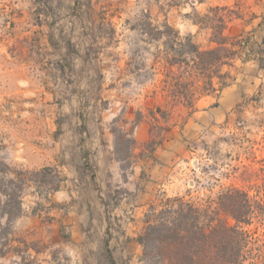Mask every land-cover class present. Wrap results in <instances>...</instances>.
I'll return each mask as SVG.
<instances>
[{
    "label": "rangeland",
    "instance_id": "obj_1",
    "mask_svg": "<svg viewBox=\"0 0 264 264\" xmlns=\"http://www.w3.org/2000/svg\"><path fill=\"white\" fill-rule=\"evenodd\" d=\"M172 1L0 0L1 80L5 88L9 81V88L16 91L14 97L7 94L0 97V264H109L107 249L114 263L115 257L121 264H141L138 258L142 246L126 244L135 229L123 228L111 211L97 205L103 196L115 194L114 199L119 195L117 190L112 191L113 182L105 175L97 180L92 167L86 165L87 151L78 149L85 144L83 121L89 118L75 111L83 104L71 99V92L77 87H68L63 81L82 79L85 83L89 80L84 75L88 69L77 68L73 60L72 70L57 71L56 59L57 65L60 61L63 65L69 63L60 60L64 52L42 47L39 39L46 38L49 29L59 32L63 39L60 34L71 27V19L87 14H105L109 18L96 23L87 20V29L108 31L112 27L127 32L126 39L123 37L127 50L122 55L127 66L121 70L127 94L132 98L144 91H157L165 111L162 115L154 106L146 110L147 115L157 116L160 121L159 127L153 120L151 136L143 145V156L148 158L163 133L166 136L162 121L168 118L173 103L168 89L169 83L174 82L173 74L164 66L167 52L164 43L184 42L190 34L201 49L217 45L211 28H200L193 22L205 21L204 14L213 23L220 15L228 24L237 19L236 28L230 26L224 34L232 37L242 32L235 36L243 41V46L264 34V4L257 0H176L178 5L170 6L168 3ZM215 5L227 8L216 14L209 12L208 8ZM259 20L263 21L262 28L256 25ZM165 22L179 31L177 38L170 31H166L169 36L157 37L156 26L161 30ZM40 24H44L42 34ZM255 29L258 31L254 32ZM168 50L173 54V50ZM71 53L79 60L76 53ZM67 58L72 61L71 54ZM8 65L15 71L14 79L6 71ZM225 67L223 71L230 74L226 80L231 84L239 76L240 68ZM171 70L180 73L184 82L193 77L197 84L202 83L200 76H190L183 62ZM241 71L254 78L257 86L263 83L258 99L252 97L256 93L245 89L228 117L210 123L197 136L186 139V157L168 173V187L163 189L167 194L183 193L188 188L192 195L208 194L209 185L214 191L229 184L248 188L257 179L240 173L244 167L249 171L260 167L259 160L264 156L260 127L264 116V73L252 66ZM213 74L214 85H218L214 69ZM40 87L42 94L34 93ZM5 88L1 82L0 91H6ZM195 96L203 97L198 93ZM208 101L212 99L197 103L203 108ZM129 148V138L120 134L118 157L129 156ZM82 157L86 158L83 165ZM19 190L21 194L17 197ZM163 190L156 192L155 200L161 198ZM103 198L101 203L105 201ZM112 238L116 241L109 243Z\"/></svg>",
    "mask_w": 264,
    "mask_h": 264
},
{
    "label": "crops",
    "instance_id": "obj_2",
    "mask_svg": "<svg viewBox=\"0 0 264 264\" xmlns=\"http://www.w3.org/2000/svg\"><path fill=\"white\" fill-rule=\"evenodd\" d=\"M257 1L264 4V0ZM104 15L87 14L84 17L77 15L71 19V27L64 30L66 36L60 34L63 39H60L59 32L56 33L53 29H49L45 32L46 38L39 40L42 47L45 46L55 52L60 50L64 52L60 60L63 59L69 63L63 65L60 61L57 65L58 60L56 59L54 63L57 71L63 73L66 68L72 70L73 60L77 68L88 69L87 72H84V75L89 76V80L85 83L82 82V79L63 81L68 87H77V90L71 92V99L83 102V104H79L75 111L79 116L89 118L87 121H83V126L86 129L83 132L85 144L80 145L78 149L87 151L86 165L92 167L96 179L105 175L109 181L113 182L112 191L117 190L116 192L119 193L114 199L115 194H111L109 197L103 196L104 203L100 202L102 200L100 198L97 200V205L104 210L111 211L123 228L135 229L133 233H130V240L126 244L137 245L139 243L136 237L143 229L144 213L148 205L155 200L158 190L160 192L168 187L169 171L186 157V139L197 136L199 131L208 127L210 123L228 117L229 113L234 111L241 92L245 89L251 94L256 93L255 95L259 89L262 90V82H259L257 86L255 79L241 70L252 66L256 68L257 72L263 73L259 69V56L261 55L255 51L261 47L264 34L260 36L259 40L249 41L242 47L239 55L232 59L231 65L224 66L225 68L236 66L240 68L239 76L234 79L233 83H228L214 93L203 95L204 98L201 96L202 99L199 97L192 107L178 104L170 108L168 118L166 120L164 118L162 121L166 127L164 131L167 130L166 136L163 133L160 142L150 152V157L145 158L143 145L151 136L153 120H156L154 123L160 127L159 118L147 115L146 110H149L151 106H154L155 109L157 106L163 107V102L157 91L153 90L137 94V97L128 96V89L124 83L126 78L121 71L127 66L126 60H122V55H125L127 50V40L123 39V37L126 39L127 32L120 29L118 31L112 27L106 31L104 29H87L85 26L87 20L95 23L107 21L109 18ZM236 23L237 19H233L231 23H227L226 28L232 26L234 30ZM256 25L262 28L263 21L259 20ZM40 29L42 34L44 24H40ZM253 31L257 32L258 29ZM140 32L143 33L142 30ZM240 33L242 32H237L233 36L238 35L239 37ZM250 40L252 39L250 38ZM250 48L255 50L250 52ZM71 52L76 53L79 60L74 59ZM67 54H71L72 61L67 58ZM1 70L3 69L0 68V87L2 82V86L5 88V83L1 80V73H3ZM6 71L14 79L16 74L13 67L8 65ZM7 84L6 91H0V97L4 94H7L9 98L15 96L16 91L9 88V81ZM83 85H85L84 88ZM34 93L42 94V88L40 87ZM205 98L212 99V102L208 101L206 106L200 108L197 102ZM215 99L217 103L213 102ZM196 104L197 108L194 109ZM181 106L185 108H178ZM178 121H181V124H178ZM117 132L130 140L129 156L127 157L121 158L117 155L120 135L117 136ZM84 159L86 158L80 159L82 165ZM126 162L128 164L123 165ZM65 164H69V162L62 163L63 166ZM115 200L117 202H114ZM112 240L116 241L115 238H112L109 243ZM114 260V264H121L119 259L114 257Z\"/></svg>",
    "mask_w": 264,
    "mask_h": 264
},
{
    "label": "trees",
    "instance_id": "obj_3",
    "mask_svg": "<svg viewBox=\"0 0 264 264\" xmlns=\"http://www.w3.org/2000/svg\"><path fill=\"white\" fill-rule=\"evenodd\" d=\"M173 0L170 6L178 5ZM227 6L215 5L209 12L223 10ZM204 20H193L200 28H211L213 40L217 45L201 49L190 34L184 42H163L167 46L165 69L173 74L174 82L168 89L172 96L171 107L183 104L192 107L198 99L195 93L206 95L221 90L228 85L229 72L223 71L225 65H231L232 59L239 55L243 41L237 36L224 34L227 19L220 15L217 22L204 14ZM157 37L169 36L170 31L175 38L179 31L169 23L163 24ZM264 46V38L262 39ZM261 45V46H262ZM258 47L259 69L264 73V47ZM173 54H169V50ZM255 50L250 48V52ZM170 55V56H169ZM172 55V56H171ZM185 55L183 59L180 57ZM185 63L190 76L198 75L202 83L192 79L184 82L172 69L175 64ZM213 69L218 77V85H214ZM262 92L259 89L257 94ZM258 99L257 95L253 99ZM170 102V101H169ZM175 103V104H174ZM157 112L164 115L161 106ZM264 148V116L260 124ZM260 167L250 170L247 167L242 175L256 176L257 179L244 188L234 184L220 185L217 191L209 185L208 194L192 195L188 188L183 193H161V198L152 201L144 213V226L136 240L142 246L139 256L141 264H264V156L259 160ZM20 174V172H18ZM251 189L255 192L252 193ZM18 194V195H17ZM21 191L16 193L19 197ZM108 239L106 241V244ZM108 251L109 264H114Z\"/></svg>",
    "mask_w": 264,
    "mask_h": 264
}]
</instances>
